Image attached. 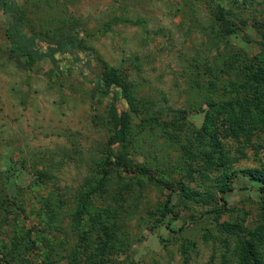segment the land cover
Masks as SVG:
<instances>
[{"label":"rangeland","instance_id":"rangeland-1","mask_svg":"<svg viewBox=\"0 0 264 264\" xmlns=\"http://www.w3.org/2000/svg\"><path fill=\"white\" fill-rule=\"evenodd\" d=\"M17 2L28 34L71 29L94 59L91 71L71 59L64 74L49 60L21 69L0 11V264H183L186 242L190 264H220L226 249L208 213L222 207L226 182L236 191L220 222L264 223L259 194L242 189L253 186L245 170L264 171V128L236 120L255 110L264 0ZM220 7L232 36L216 21ZM103 66L126 88L116 155L190 192L175 232L168 191L107 164L115 126L110 96L99 99ZM259 250L264 264V241Z\"/></svg>","mask_w":264,"mask_h":264},{"label":"trees","instance_id":"trees-1","mask_svg":"<svg viewBox=\"0 0 264 264\" xmlns=\"http://www.w3.org/2000/svg\"><path fill=\"white\" fill-rule=\"evenodd\" d=\"M216 3L219 0H209ZM0 11L4 15L6 24V37L10 44V56L15 63L24 70H29L35 64L44 60H49L52 65L64 74L62 69L67 60L71 59L72 66L81 67L91 71L93 65V54L82 43L79 35L71 29H62L53 35L28 34L26 32V20L17 0H0ZM231 12L220 7L216 21L221 28V32L227 36L236 33L231 23ZM264 39V35L262 36ZM97 80L99 82L98 92L100 100L103 101L108 96L111 106L112 119L115 126V136L107 147V164L126 173L147 177L153 183L165 188L168 191L167 200L163 207L166 221V228L172 232L175 229L172 225L177 221L184 211H192L190 203V192L185 188L176 185L174 182L156 176L147 166L129 167L116 155L114 147L122 144L127 136V118L119 108L121 98H124L126 88L121 86L117 75L112 69L106 66L99 67ZM262 72V73H261ZM261 73V74H260ZM260 73L254 75V80L258 87L252 95L256 99L253 104L255 110H248V114L237 117L238 121H245L252 127L261 126L264 128V67L260 68ZM249 88V87H248ZM231 133L241 131V125L229 122ZM245 127V126H244ZM243 130V129H242ZM243 177L248 178L253 186L243 187V190H254L259 194L261 200V210L264 216V171L248 169L243 173ZM236 188L231 186V182H226L221 187V208L212 209L208 215L216 214V226L219 228L221 243L226 251L222 252L220 264H262L259 258L260 243L264 241V223L262 222L255 229L245 225V219H236L234 222H220L221 216L229 211V202L226 194L235 192ZM192 217L194 215L192 214ZM196 220L195 218H190ZM206 238L208 235L205 236ZM192 243H184L181 246L184 263L190 264L191 255L189 251Z\"/></svg>","mask_w":264,"mask_h":264}]
</instances>
